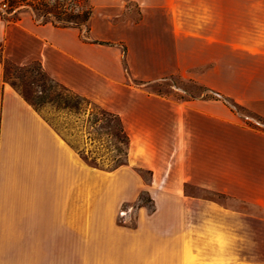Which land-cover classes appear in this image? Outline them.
<instances>
[{
  "label": "crops",
  "instance_id": "crops-1",
  "mask_svg": "<svg viewBox=\"0 0 264 264\" xmlns=\"http://www.w3.org/2000/svg\"><path fill=\"white\" fill-rule=\"evenodd\" d=\"M111 2L91 0L95 41L89 42L79 28L39 24L28 10L16 21L0 16L4 57L16 59L23 49L10 45L34 40L35 53L20 64L40 61L51 77L86 98L95 93L91 83L103 77L116 86L113 95L133 97L109 109L121 116L131 141L128 164L108 171L111 179L103 183V170L88 165L6 80L0 61V264H264L258 254L264 251V130L245 124L228 103L179 101L144 88L171 75L200 79L193 67L208 61L218 63L209 72L221 77L208 86L222 88L235 42L198 34L193 18L179 15V0H143L140 20L121 21L139 31V46L132 50L119 38L129 78L143 86L135 87L125 73L99 67L106 38L96 25L114 24L100 12L114 8ZM254 38L253 49L237 42L259 64L245 70L233 91L243 93L236 100L244 110L264 120V29ZM135 168L149 170L150 180ZM142 189L154 210L140 205L135 224L129 210L120 220L119 204L138 200Z\"/></svg>",
  "mask_w": 264,
  "mask_h": 264
},
{
  "label": "rangeland",
  "instance_id": "rangeland-1",
  "mask_svg": "<svg viewBox=\"0 0 264 264\" xmlns=\"http://www.w3.org/2000/svg\"><path fill=\"white\" fill-rule=\"evenodd\" d=\"M111 1V3H113L112 7L114 8H103L100 9V12L103 14H108L113 20L114 24H109L99 20L96 25V30L99 33L98 35L106 38L105 40H101L103 44L99 46L101 47L100 55L103 59V63L99 67L100 69L107 72L118 71L125 73L131 85L135 87H143L139 80L135 78H129L128 74H131V71L128 66L125 68L123 63V45L126 46V44L124 41L119 39L120 37L127 39L132 50L139 46V42L137 40L138 36L140 35L139 31L135 28L127 26L121 21L126 16H130L132 19L137 21L140 20L141 6L144 4L143 0ZM172 4L173 1L171 2V5ZM176 6L178 10L182 11V13L179 14L182 15V19L187 18L191 20L193 18V30H195L198 34L213 36L228 35L231 41L235 42V45H231L228 58L229 60L228 63L225 64L226 68L229 67V70H227L228 75H225V77L227 76L225 79L226 83H224L222 88H213L208 86V82H212L219 78L215 74L209 72L210 66L217 64L216 67H218V63L215 61H208L199 67H193V72L201 73L200 79L195 77L187 78L181 75H171L162 81L144 86V88L152 93L170 96L179 101L193 97L198 99L219 100L221 102H225V98L230 103H233V101L237 102L236 98H242L243 93L233 91L234 88H237L240 83H243L245 70H252L254 66L259 64V60H255L254 57L245 54L243 50H241V47L238 43H247V45H250L251 49H253V41L255 39L254 37L259 35L260 29H264V0H179ZM95 11L97 13V10ZM4 14L5 6H2L0 3V16H3ZM9 16L10 15H8V17ZM178 18L179 21H181V17L179 16ZM92 21L93 19L90 21V28ZM226 27H228V29H226ZM80 35L81 38L87 42L95 41L94 35L91 34L90 31L88 33L83 31L80 33ZM17 43L19 42L10 45L9 49L11 51H19V49H23V52L15 53L16 59L3 56V65L4 68H7V80L9 82H15L20 88H24L29 95L36 98L46 94L55 95L58 91L64 92L65 90L63 88H57L56 90L51 89L41 93L39 89L31 83V78L24 75V70L26 67L36 66L37 60L30 59L29 63L24 65L20 64L19 61L24 60L25 55L28 52L35 53L38 42L26 39L23 42L21 40L19 44ZM214 51L217 50L214 49ZM33 54H31V56H33ZM6 59L8 60V63L6 62ZM134 61L137 63V66L140 67V61L136 59H134ZM197 62H199V57L193 55V63ZM219 79L221 80V77ZM91 86L95 93L92 96H88V100L91 103L89 105L90 109L94 107L93 103H97L107 109H113V106H115L117 103H126L127 101H131L133 98L131 95L126 96L125 94H119L118 96L113 95L112 92L115 91L116 86L113 83L105 80L104 77L99 82H92ZM215 91H218L219 94L215 93ZM44 103L52 102L46 101ZM235 110L241 116H243V118H245V124L262 128L264 130V122L258 120L247 110H244L243 107L236 106ZM42 114L55 118V122L60 128H64V125L69 126L72 131L75 132L72 140L78 146L83 145V137L81 136V132L78 133L77 129L73 130L74 126H79L81 128V125L83 124L82 120L78 119L75 114H67L66 112L58 111L51 104H45L43 106ZM86 130L87 128H85V131L83 128L85 136H97L96 133L89 135L86 133ZM89 130L92 131L93 129L91 128ZM105 141L106 139L104 138L101 140L88 139L87 146L89 149L94 151L95 154L106 153L108 150L106 148ZM100 170H103L101 172L103 176L102 182H109L112 174L108 173V170ZM135 173L140 174L146 182L150 180L151 173L146 168H135ZM207 195L241 208L246 207L253 210V207H248L247 205L233 202L229 199H224L221 195L215 193H210ZM150 199L151 194L146 189H142L139 193L138 200L119 204L117 211L119 212L120 220H123L121 216L129 210L132 213L130 223L135 224V213L138 206L146 205L150 211L154 210V204ZM247 252L253 253L252 249ZM258 254L264 257V251H261Z\"/></svg>",
  "mask_w": 264,
  "mask_h": 264
},
{
  "label": "trees",
  "instance_id": "trees-1",
  "mask_svg": "<svg viewBox=\"0 0 264 264\" xmlns=\"http://www.w3.org/2000/svg\"><path fill=\"white\" fill-rule=\"evenodd\" d=\"M5 6V19L10 21H16L19 19V12L28 10L30 11L35 20L39 24L50 23L57 27H76L81 32L90 31V21L93 16L94 7L91 0H4L1 3ZM8 15H10L8 17ZM1 47V45H0ZM124 50L126 48L124 47ZM0 61L3 62V55L0 48ZM8 63V60L6 59ZM126 65V62L124 61ZM24 67V66H23ZM5 78L7 80V68H4ZM24 75L31 78V83L39 89L41 93L47 90L63 88L64 92H56L55 95H44L41 97H33L29 95L24 88H20L15 82H11L24 98L31 103L37 110L42 113V108L45 104H51L58 111L66 112L67 114H75L78 119L82 120L81 128L79 126L73 127V130L77 129L78 133L81 132L83 137V145L78 146L72 140L75 132L72 129L64 125V128H60L55 122V118L48 115H44L45 119L50 122L56 130H58L79 152L80 156L90 166L114 171L123 165L128 164L129 161V148H130V135L125 127L121 116L109 109L103 108L96 103L91 109V104L88 98L80 95L68 87L49 76L44 70L40 61H37V65L34 67H26ZM215 93L219 94L218 91ZM52 103H44V102ZM225 103H228L233 109L236 106L241 107L236 101L233 103L228 102L224 98ZM262 122L264 120L258 119ZM83 128H87L86 133L89 135L96 133L97 136L90 137L85 136ZM93 129L92 131L89 129ZM66 129V130H65ZM68 131V132H65ZM106 139V153L95 154L94 151L88 148L87 141ZM152 201V199H150Z\"/></svg>",
  "mask_w": 264,
  "mask_h": 264
}]
</instances>
